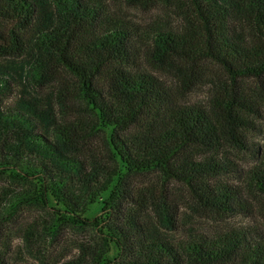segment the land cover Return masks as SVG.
Segmentation results:
<instances>
[{
	"label": "trees",
	"instance_id": "trees-1",
	"mask_svg": "<svg viewBox=\"0 0 264 264\" xmlns=\"http://www.w3.org/2000/svg\"><path fill=\"white\" fill-rule=\"evenodd\" d=\"M118 1L0 0V246L7 216L26 208L38 215L24 237L39 260L37 244L89 235L52 264H264L256 228L183 225L175 241L168 187L221 219L249 213L230 174L264 196V142L248 171L231 156L251 145L264 102V0ZM123 5L157 14L138 23ZM213 67L227 78L208 76ZM203 83L206 105L180 101Z\"/></svg>",
	"mask_w": 264,
	"mask_h": 264
},
{
	"label": "rangeland",
	"instance_id": "rangeland-1",
	"mask_svg": "<svg viewBox=\"0 0 264 264\" xmlns=\"http://www.w3.org/2000/svg\"><path fill=\"white\" fill-rule=\"evenodd\" d=\"M116 3L118 0H111ZM128 13V17L138 23H146L151 18L156 16L157 10L144 11L137 8L122 6ZM162 81H165L167 85H171L173 88L176 86L175 80L167 73L155 72ZM202 75L198 70L190 72V77L195 81L197 76ZM207 75H220L223 78H227L225 73L218 67H213ZM209 86L208 84H201L179 94L180 101L186 105H194L201 103L206 105L209 98ZM7 101L11 100L10 97H6ZM255 126L254 130H251L249 135L251 145L247 150L244 151H232V158L236 161V170L238 172L248 171L259 164L254 152L255 146L263 144L264 142V102L261 104L258 114L254 119ZM245 176H242V180L239 179V175L236 173L230 174L228 182L235 185H243L244 187V199L247 200L249 206L248 214H240L229 218H218L210 216L203 212H194L189 207V198L187 191L176 183L170 184L168 187L177 196L180 209L178 213V230L170 232L174 235L175 241L180 240L184 237L183 228L196 229L198 232H204L210 236L215 233L225 232L228 230L242 231L246 229L256 228L259 232L264 234V196L255 195L249 191L245 184ZM4 185L0 184V193L2 192ZM102 205L96 203L91 206L88 213V217L95 220L102 217ZM38 215L34 212L26 211V208L19 209L18 213L11 217L7 216V225L4 231L3 238L1 239L0 246V264H52L53 261L57 260L61 256H66L64 260L70 259L76 253V244L83 240L89 239V235L79 233L75 230L64 231L58 239L52 243H39L35 248H45L46 255L45 261L39 260L36 251L28 250L27 244L24 237V231L32 221L36 220ZM184 225V227H183ZM183 227V228H182ZM38 234V232H35ZM91 234V233H90ZM39 235V234H38ZM114 250L111 255H114Z\"/></svg>",
	"mask_w": 264,
	"mask_h": 264
}]
</instances>
